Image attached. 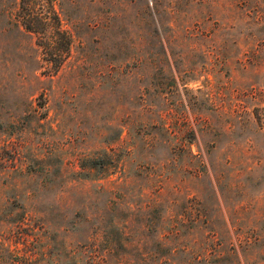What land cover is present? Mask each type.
I'll return each instance as SVG.
<instances>
[{
  "label": "rangeland",
  "instance_id": "obj_1",
  "mask_svg": "<svg viewBox=\"0 0 264 264\" xmlns=\"http://www.w3.org/2000/svg\"><path fill=\"white\" fill-rule=\"evenodd\" d=\"M0 0V264H264V0H53L55 71Z\"/></svg>",
  "mask_w": 264,
  "mask_h": 264
},
{
  "label": "trees",
  "instance_id": "obj_2",
  "mask_svg": "<svg viewBox=\"0 0 264 264\" xmlns=\"http://www.w3.org/2000/svg\"><path fill=\"white\" fill-rule=\"evenodd\" d=\"M13 18L34 36L49 71H55L67 54L71 35L62 27L53 0H18Z\"/></svg>",
  "mask_w": 264,
  "mask_h": 264
}]
</instances>
